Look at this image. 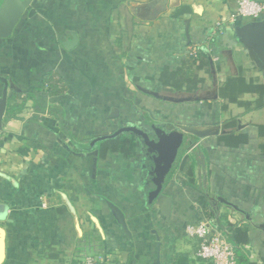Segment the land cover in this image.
<instances>
[{"label":"crops","instance_id":"obj_1","mask_svg":"<svg viewBox=\"0 0 264 264\" xmlns=\"http://www.w3.org/2000/svg\"><path fill=\"white\" fill-rule=\"evenodd\" d=\"M234 10L229 0L33 1L0 39V77L18 89H8L0 126V264H76L84 254L211 264L184 232L206 222L229 241L246 231L241 247L264 264V109L226 107L220 95L231 78L264 85V51L240 33L257 22H231ZM185 56L206 64L193 94L158 80ZM51 73L65 82L59 95L45 86ZM119 132L128 155L74 146ZM159 196L172 201L169 220Z\"/></svg>","mask_w":264,"mask_h":264},{"label":"trees","instance_id":"obj_2","mask_svg":"<svg viewBox=\"0 0 264 264\" xmlns=\"http://www.w3.org/2000/svg\"><path fill=\"white\" fill-rule=\"evenodd\" d=\"M206 68L202 64L197 66V62L190 56H185L181 62L180 67L172 69L165 68L159 75L158 80L162 86L168 90H174L176 92H185L189 94L196 93L203 90L205 80L200 78L197 74L198 70ZM45 86L52 96L59 95V93L66 90L65 82L57 74L51 73L48 75ZM220 95L225 101V106L229 104H237L240 107L250 110L252 106L256 109H264V85L254 82H247L242 77L231 78L221 88ZM244 94L256 95L258 99L255 103L240 101V96ZM16 95H20L16 93ZM21 111L22 106L10 107L7 119L17 118L15 111ZM235 122L232 120L227 127H234ZM260 136L264 139V127L259 128ZM123 132L117 134L107 135L105 137L96 138L83 144L74 142V146L77 151L82 154L88 151L96 152L100 158L106 157L109 152L121 151L124 155H128L126 144L122 143L120 137ZM243 139V138H241ZM245 139V138H244ZM264 149V143H263ZM247 241V233L242 229H235L230 238V242L235 248V252L238 259V264H253L249 255L245 249L241 247V242Z\"/></svg>","mask_w":264,"mask_h":264},{"label":"built area","instance_id":"obj_3","mask_svg":"<svg viewBox=\"0 0 264 264\" xmlns=\"http://www.w3.org/2000/svg\"><path fill=\"white\" fill-rule=\"evenodd\" d=\"M234 3L235 10L230 21L240 19L255 22L264 21V0H229ZM185 235L197 240L196 258L211 264H238L233 244L227 237L215 232L213 224L206 222L200 225H189ZM76 264H104L95 256L84 254Z\"/></svg>","mask_w":264,"mask_h":264},{"label":"water","instance_id":"obj_4","mask_svg":"<svg viewBox=\"0 0 264 264\" xmlns=\"http://www.w3.org/2000/svg\"><path fill=\"white\" fill-rule=\"evenodd\" d=\"M34 0H1L0 3V39L11 38L15 28L21 21L25 12L30 8ZM241 35L250 39L254 44L261 47L264 51V21L257 22L254 27H247L242 30ZM72 40L64 44L67 50H72L78 43L77 36L72 34ZM0 82L4 85L3 96L0 98V126L3 124L7 104H8V89L18 91L14 85L10 84L7 79L0 77ZM159 199L164 202L165 210L163 212L167 220L170 219L172 211V201L165 196H159ZM110 209L116 214L123 229L127 230L126 220L123 213L115 206L109 204Z\"/></svg>","mask_w":264,"mask_h":264},{"label":"rangeland","instance_id":"obj_5","mask_svg":"<svg viewBox=\"0 0 264 264\" xmlns=\"http://www.w3.org/2000/svg\"><path fill=\"white\" fill-rule=\"evenodd\" d=\"M249 21V20H248Z\"/></svg>","mask_w":264,"mask_h":264}]
</instances>
